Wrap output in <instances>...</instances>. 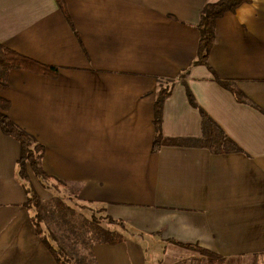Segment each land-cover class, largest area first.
Masks as SVG:
<instances>
[{
    "label": "crops",
    "instance_id": "crops-1",
    "mask_svg": "<svg viewBox=\"0 0 264 264\" xmlns=\"http://www.w3.org/2000/svg\"><path fill=\"white\" fill-rule=\"evenodd\" d=\"M65 1L75 29L56 0H0V43L60 68L55 79L10 70L0 96L11 102L10 118L45 146L50 184L64 183L63 195L126 224L123 243L92 247L97 264L196 257L172 241L228 261L264 255V0L217 21L211 70L193 66L198 24L203 8L220 0ZM167 81L175 84L163 106L166 137L202 136L186 84L243 153L153 152L154 106ZM20 150L0 128V264H58L25 206ZM29 172L41 198H55Z\"/></svg>",
    "mask_w": 264,
    "mask_h": 264
},
{
    "label": "trees",
    "instance_id": "trees-1",
    "mask_svg": "<svg viewBox=\"0 0 264 264\" xmlns=\"http://www.w3.org/2000/svg\"><path fill=\"white\" fill-rule=\"evenodd\" d=\"M56 2L73 29H75L66 1L56 0ZM251 2L252 0H220L215 3L207 4L203 8L200 22L198 24V29L200 31L198 57L193 66L204 65L210 68L208 58L216 41L215 30L217 21L227 13L235 12L240 6ZM76 35L79 37L77 32ZM0 70H3L2 77L0 78V93L5 91L8 87L7 77L10 70H24L53 79L57 78L60 74L59 67L43 64L4 46L2 43H0ZM216 80L224 88L231 91L239 102H249L245 95L239 91L232 82L221 81L217 76ZM174 84V81L161 83L160 90L156 96L154 106L155 140L153 144V152H159L164 146H182L204 148L214 155L243 153L241 147L224 132L220 125H218V123H216V121H214L205 110L198 105L193 93L186 84L188 101L192 107L199 110L202 118V136L198 139H174L166 137L163 133V106L165 99L170 96ZM10 108L11 102L0 96V128L5 135L16 139L20 143L21 150L17 162V176L27 194L28 199L25 206L33 213L32 223L35 226L37 234L40 236L44 245L50 250L58 264H97L93 256L92 247L90 248V254L87 257L80 255L71 256L65 248L61 246L56 247L47 237H45L41 215L44 202L32 183L29 172V170L32 171L42 187L47 189L51 187L49 186L51 177L44 170L42 163L45 146L39 143L34 136L20 128L10 118L8 115ZM60 184L65 186L62 182H60ZM105 219L110 224L118 225L124 231L127 230L126 224L123 221H116L111 217H105ZM91 233L93 234L92 239L94 240V243H92L93 246L96 244L115 246L125 241V237L122 233L100 227L99 225L94 227ZM172 242L208 257L210 264H224L226 261L224 257L201 248L198 245L182 244L176 241Z\"/></svg>",
    "mask_w": 264,
    "mask_h": 264
},
{
    "label": "rangeland",
    "instance_id": "rangeland-1",
    "mask_svg": "<svg viewBox=\"0 0 264 264\" xmlns=\"http://www.w3.org/2000/svg\"><path fill=\"white\" fill-rule=\"evenodd\" d=\"M2 72L3 70H0V78ZM49 186L55 198L48 201L42 199L44 206L41 215L45 237L56 247L65 248L71 256L87 257L90 254V248L94 243L91 231L98 225L123 235L127 231L118 225L110 224L100 207L81 206L72 197L63 195L59 190V187L65 190L63 185L49 182ZM192 254L196 257L185 260L184 264H210L208 257L194 251ZM224 264H264V255H243L237 261L226 259Z\"/></svg>",
    "mask_w": 264,
    "mask_h": 264
}]
</instances>
